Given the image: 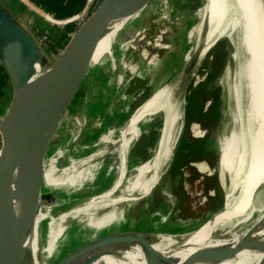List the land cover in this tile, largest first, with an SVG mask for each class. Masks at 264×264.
Returning a JSON list of instances; mask_svg holds the SVG:
<instances>
[{"label":"bare ground","instance_id":"1","mask_svg":"<svg viewBox=\"0 0 264 264\" xmlns=\"http://www.w3.org/2000/svg\"><path fill=\"white\" fill-rule=\"evenodd\" d=\"M263 2L264 0H204L200 7L191 10L190 14L194 19L188 31L190 48L182 67L171 78L153 84L151 97L129 118L131 120L133 117L132 122H129L130 126L118 127L121 130L116 136L111 129L108 130L107 138L101 140V144L86 155L89 157V163L82 167L80 165L77 170L71 168L73 171L67 178H60H63L64 185L59 189L52 185L51 174L48 172L52 163L58 162L57 157L49 161L50 150L47 148L42 191L54 194L57 200L51 206L42 205L39 210L34 233L25 244V251L30 254L27 264H58L75 249L87 243L103 236L128 231L131 226H135L133 221L128 222L129 210L139 201L149 198L159 185L167 171L175 143L173 134L176 126L172 125L182 123L183 119L184 96H181V102L170 113L163 111L164 102L176 86L185 62L190 59L191 63L197 56L200 64L211 48L224 37L228 41L231 59L235 58L237 63L236 71L233 72L229 61L223 80L228 133L224 139L211 143V148L217 151L220 157L219 170L225 191L224 208L215 214L218 218L216 223L210 224L208 221L203 227L193 228H185L184 223L189 222L180 221L176 227H171L173 215L158 213L156 219L160 224L145 240L152 244L154 250L172 260L171 264H186L193 255L197 256L193 264H258L264 258V204L257 202V198V203L251 204L250 201L257 186L264 185V159H261L262 156L258 159V179L253 183L248 181L249 154L246 145L247 133L243 127V118L246 116L245 92L251 84L247 47L255 40L260 61L264 66ZM143 12L144 9L133 16H124L112 21L98 41L84 70H94L105 64V58L102 60L100 56L107 53L109 62L105 64L106 69L114 74L117 61L113 56V46L108 43L107 38L110 34L116 35L115 43L122 47L127 39H131L128 32ZM163 49H166V45ZM84 84L86 80H79L77 87ZM156 117L163 120L153 130L156 148L150 151L146 162L131 158L133 162L130 164L129 150L139 138L140 130L150 125ZM88 128L83 126L76 129L67 147L78 146L82 134ZM55 131L56 129L53 134ZM47 143L48 141L43 142L41 147H46ZM107 157H112L105 165V173L111 177L108 183L100 180L99 176L103 167L102 161ZM19 178L20 174H17L14 184L16 189L20 186ZM96 183V193H90L88 196L86 192L83 193L86 187ZM89 196L95 197L88 200ZM76 202V207L71 208ZM23 203L24 196L15 200L17 217L21 214ZM64 206L70 208L56 211ZM257 240L260 241L256 245ZM242 247L243 250L240 249ZM233 249L240 251L229 258H222L223 253ZM108 253L112 254L93 264H150L143 244L136 243L127 249H112Z\"/></svg>","mask_w":264,"mask_h":264},{"label":"water","instance_id":"2","mask_svg":"<svg viewBox=\"0 0 264 264\" xmlns=\"http://www.w3.org/2000/svg\"><path fill=\"white\" fill-rule=\"evenodd\" d=\"M9 1L0 0V65L12 90L8 105L0 107V264H27L30 254L25 251V244L34 233L39 210L42 205L51 206L57 200L54 194L42 191L46 151L63 112L81 86L77 87L79 80L84 81L85 75L95 70H84L94 48L112 21L124 16H133L150 3L152 8L157 5L154 0H100L75 31L58 45L61 50L55 55L42 36L46 35L58 44L51 36L52 32L69 25L75 26L72 21L75 16L57 18L31 0L29 4L34 8L25 1L13 0L20 5L15 8ZM182 5L187 10L190 1H184ZM185 10L176 13L173 6L167 5L165 13L167 18L174 14L182 17ZM132 41L134 38L126 41L122 47L116 44L113 56L122 54ZM218 45L219 43L215 44L210 52ZM256 46L258 45L255 40L247 47L251 84L245 92L246 116L243 118L249 154L247 178L252 183L260 176L258 159L261 156V159H264V66ZM231 56L232 54L230 62L233 63L235 72L237 63ZM200 64L197 56L193 62H185L176 86L164 102V112L174 111L181 102V96H184V108L186 93ZM177 96L179 98H176ZM156 119L157 117L150 125L140 130L139 138L129 150L130 155L143 133L159 124ZM172 126H176L174 133L179 129L180 134L181 123H173ZM178 137L174 138L167 171L178 150ZM45 141L48 143L43 148L41 144ZM17 174H20L18 189L14 186ZM262 187L264 185H258L254 190L251 204H264ZM20 196H24V203L21 214L17 217L15 200ZM70 207L74 208L76 204ZM148 235H152L149 230H128L103 236L75 249L58 264H93L111 255L108 251L112 249H127L136 243L145 246L150 264H171L172 260L154 250L152 244L145 240ZM258 241L260 240L255 241L256 245ZM237 251L240 250H227L222 254V258H229ZM196 258V255L191 256L186 264H193ZM78 259L79 262H76ZM258 264H264V258Z\"/></svg>","mask_w":264,"mask_h":264},{"label":"rangeland","instance_id":"3","mask_svg":"<svg viewBox=\"0 0 264 264\" xmlns=\"http://www.w3.org/2000/svg\"><path fill=\"white\" fill-rule=\"evenodd\" d=\"M154 1L157 6L152 8L150 3L144 7L142 16L128 32V36L134 38V41L122 54L115 56V73L112 74L106 69L108 54L100 56L102 60L105 58L106 63L85 75L86 84L78 89L63 112L55 135L49 142L48 159L53 161L57 157L58 161L52 163L48 171L55 189L64 185L61 177L67 178L72 169L77 170L80 165L82 167L89 163L86 155L95 150L101 140L107 138L108 130L111 129L116 136L121 130L118 127L130 126L129 122H132L133 117L131 120L129 118L152 95L153 84L171 78L182 67L190 48L188 31L194 19L190 11L200 7L203 0H188L190 7L187 10L182 5L187 0ZM167 5L173 6L176 13L185 10L183 16L174 14L167 18ZM116 40L117 36L112 34L107 38L112 48L116 45ZM217 43V48L204 57L186 93L181 123L182 135L177 142L178 150L170 169L163 175L149 198L130 208L128 222L133 221L136 224L129 230L152 232L160 224L156 219L158 213L173 215L171 227H176L179 221L189 222L184 223L185 228H193L203 227L208 221L214 224L218 220L214 213L223 208L225 191L219 170L220 157L211 148V143L224 139L228 133L223 80L231 51L225 37ZM164 45L166 49H163ZM230 63L234 72L233 63ZM98 70V73H94ZM230 102L232 105L231 99ZM156 122L160 123L161 118L157 117ZM83 126L89 128L83 133L85 136L82 134L78 146L67 147L72 133ZM154 129L143 133L131 151L130 164L133 162L131 158L142 162L148 160L150 151L155 146ZM178 131L179 129L174 133L176 139ZM110 160L112 157L102 161L103 167L99 173L100 180L107 183L111 177L105 173V165ZM96 185L97 183L86 187L83 193L86 192L87 196L96 193ZM261 191L264 193V187ZM94 197L89 196L88 200ZM163 203L166 205H162ZM63 208L66 207L56 211Z\"/></svg>","mask_w":264,"mask_h":264},{"label":"crops","instance_id":"4","mask_svg":"<svg viewBox=\"0 0 264 264\" xmlns=\"http://www.w3.org/2000/svg\"><path fill=\"white\" fill-rule=\"evenodd\" d=\"M22 1H25L28 4L30 3L29 0H22ZM31 1L35 2L45 10L51 12V14H53L57 18H62V19L70 18L78 15L82 11L84 6V0H31ZM9 2L11 3V6L15 8L20 6L19 3H16L13 0H10ZM37 11L39 12V10ZM46 18L49 19V17ZM75 28L76 26L69 25L64 29L60 28L54 30V32H52V35L56 39L58 45H60L65 38L69 37L68 36L69 34H72L75 31ZM11 96H12L11 87L0 65V107L2 108L6 107L11 100Z\"/></svg>","mask_w":264,"mask_h":264},{"label":"built area","instance_id":"5","mask_svg":"<svg viewBox=\"0 0 264 264\" xmlns=\"http://www.w3.org/2000/svg\"><path fill=\"white\" fill-rule=\"evenodd\" d=\"M100 0H84V6L82 11L76 15L74 18H72V21L75 23V26H79V24L84 20V18L88 15V13L97 5V3ZM60 24V23H57ZM64 24V23H61ZM44 41L51 46V44H53V42L50 40V38L46 35L42 36ZM54 54H58L61 50V48L59 46H54L51 47Z\"/></svg>","mask_w":264,"mask_h":264},{"label":"trees","instance_id":"6","mask_svg":"<svg viewBox=\"0 0 264 264\" xmlns=\"http://www.w3.org/2000/svg\"><path fill=\"white\" fill-rule=\"evenodd\" d=\"M54 46H58V44H56V43L53 42V44H51V47H54Z\"/></svg>","mask_w":264,"mask_h":264}]
</instances>
